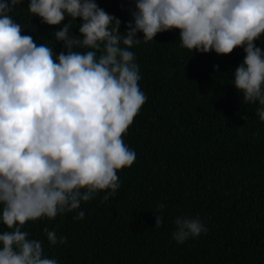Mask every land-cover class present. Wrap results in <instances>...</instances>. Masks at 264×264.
Wrapping results in <instances>:
<instances>
[{"label": "clouds", "instance_id": "9594fccd", "mask_svg": "<svg viewBox=\"0 0 264 264\" xmlns=\"http://www.w3.org/2000/svg\"><path fill=\"white\" fill-rule=\"evenodd\" d=\"M131 2L121 33L120 19L96 0H28L32 17L62 24L48 40L62 44L57 54L22 34L12 13L23 0H0V224L7 229L0 231V264H58L25 224L74 212L99 192L106 193L102 202L115 197L118 171L136 160L124 136L147 101L134 46L178 30L179 46L191 53L242 48L231 84L241 103H258L264 122V48L255 44L264 34V0ZM77 18L79 35L72 32ZM165 207L157 206L154 227L162 225ZM84 217L78 211L73 219ZM173 223L177 244L208 231L199 218L177 216ZM43 233L49 247L67 243L55 229Z\"/></svg>", "mask_w": 264, "mask_h": 264}, {"label": "trees", "instance_id": "16d2710c", "mask_svg": "<svg viewBox=\"0 0 264 264\" xmlns=\"http://www.w3.org/2000/svg\"><path fill=\"white\" fill-rule=\"evenodd\" d=\"M96 3L120 19L124 33L131 0ZM27 6L23 0L12 13L22 34L63 51L48 41L62 24H42ZM71 23L79 35L80 19ZM178 35L166 31L130 49L147 101L124 136L136 160L118 171L115 197L102 202L106 193L99 192L74 212L25 224L58 264H264V122L256 115L258 103H241L231 84L245 54L239 47L228 55L191 53L179 46ZM255 44L264 48V34ZM161 203L166 207L157 228L154 212ZM78 211L84 219H73ZM177 216L199 218L207 234L177 244ZM44 227L67 243L49 247Z\"/></svg>", "mask_w": 264, "mask_h": 264}]
</instances>
